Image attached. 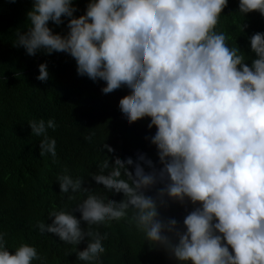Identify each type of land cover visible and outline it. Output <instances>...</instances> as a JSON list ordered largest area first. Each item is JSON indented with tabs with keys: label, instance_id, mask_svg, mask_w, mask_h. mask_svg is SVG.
Masks as SVG:
<instances>
[{
	"label": "clouds",
	"instance_id": "1",
	"mask_svg": "<svg viewBox=\"0 0 264 264\" xmlns=\"http://www.w3.org/2000/svg\"><path fill=\"white\" fill-rule=\"evenodd\" d=\"M227 6L228 0H89L77 18L74 0H33L30 27L16 33L14 46L29 56H71L79 76L106 83L103 94L127 90L119 109L128 124L150 118L148 128L156 129L151 143L162 165L158 173L146 172L142 163H153L140 155L135 164L116 159L114 167L108 158L92 175L107 192L123 194L119 202L83 188V178H57L60 193L84 191L87 198L73 211L52 212V223L38 228L76 246L90 238L78 261L98 264L108 237L90 229L132 210L149 246L164 248L178 264H264V33L249 38L255 58L246 60L215 30ZM238 9L243 17L264 16V0H239ZM49 22H67V33H54ZM37 79H49L47 63L39 65ZM28 125L44 137L40 155L55 159L56 141L47 136L55 121ZM158 180L167 181L157 193L159 206L168 200L196 206L183 230L176 219H161L157 198L146 195ZM4 237L0 233V264L41 260L28 244L10 253Z\"/></svg>",
	"mask_w": 264,
	"mask_h": 264
},
{
	"label": "trees",
	"instance_id": "2",
	"mask_svg": "<svg viewBox=\"0 0 264 264\" xmlns=\"http://www.w3.org/2000/svg\"><path fill=\"white\" fill-rule=\"evenodd\" d=\"M74 2L78 18L85 13L89 0ZM32 5L33 0H0V233L5 234L6 247L12 254L23 244L35 247L41 260L32 264H84L77 260V252L86 248L90 238L76 246L52 234H41L38 228L40 222L52 223V212L73 211L87 198L84 191L60 193L57 178L64 174L83 178V188L119 202L123 194L107 192L92 175L99 173V166L108 158L110 167H114L116 159L132 158L135 164L140 155L154 166L142 163L145 171L158 173L162 165L151 143L156 129L148 128L150 118L128 124L119 109L121 99L129 95L127 90L103 94L106 83L79 76L71 56L46 55L43 51L29 56L24 48L15 47L16 33L30 27L27 13ZM238 5L239 0H228L215 30L225 34L226 44L238 48L246 60L247 56L254 59L249 38L264 33V16L252 12L243 17L238 14ZM66 23L56 26L49 22V27L64 35L68 31ZM246 62L251 64V60ZM43 63H47L49 72L46 82L37 79ZM40 119H53L57 125L55 130H47V136L56 141L55 159L51 154L40 155L39 143L44 137L31 134L29 122ZM104 144L114 154L102 150ZM129 171L134 172V167ZM166 183L158 180L146 195L157 198ZM69 195L74 198L69 199ZM157 203L160 218L176 219L179 230H183L185 216L196 207L187 200L183 204L168 200L165 206H159L157 198ZM73 214L80 219L78 211ZM133 215L129 210L119 221L92 226L93 233H106L108 237L103 240L105 252L98 264H178L164 248L149 246L144 233L136 228ZM81 227L88 230L85 222Z\"/></svg>",
	"mask_w": 264,
	"mask_h": 264
}]
</instances>
